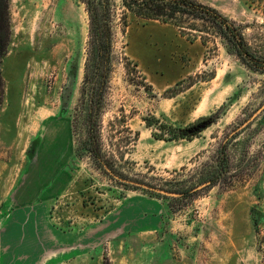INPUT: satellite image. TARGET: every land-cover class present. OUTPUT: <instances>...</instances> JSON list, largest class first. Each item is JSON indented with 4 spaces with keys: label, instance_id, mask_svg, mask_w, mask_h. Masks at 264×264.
<instances>
[{
    "label": "rangeland",
    "instance_id": "374dc122",
    "mask_svg": "<svg viewBox=\"0 0 264 264\" xmlns=\"http://www.w3.org/2000/svg\"><path fill=\"white\" fill-rule=\"evenodd\" d=\"M199 1L233 21L264 57V0ZM123 12L118 0L116 50L137 66L116 64L102 167L73 127L88 39L85 4L11 0L12 36L1 64V251L30 242L9 264H264V110L248 122L264 104V73L217 35L204 44L131 12L123 34ZM170 87L183 90L173 96ZM201 117L189 128L202 129L193 139H167L169 127ZM161 132L165 138L154 135ZM218 147L230 157L232 184L196 189ZM107 169L181 196L124 182Z\"/></svg>",
    "mask_w": 264,
    "mask_h": 264
},
{
    "label": "trees",
    "instance_id": "16d2710c",
    "mask_svg": "<svg viewBox=\"0 0 264 264\" xmlns=\"http://www.w3.org/2000/svg\"><path fill=\"white\" fill-rule=\"evenodd\" d=\"M88 13V39L84 76L80 90V97L73 118L75 131L83 132L85 139L82 150L89 152L93 159L102 167H106L108 159L103 153V115L107 110V99L111 88V80L117 62L124 61L125 67L129 64L137 66L127 55H118L117 44V1L118 0H81ZM124 8L121 20L122 33L126 32L127 13L136 16L154 19L176 26L182 35H195L206 44L208 36H219L229 44L231 53L236 54L249 68L264 73V57L256 55L248 45L244 34L238 26L215 7L199 0H120ZM11 0H0V103L5 93V82L2 76L1 64L8 52L11 42ZM193 31L203 32L206 35H197ZM205 36V37H204ZM179 84V83H178ZM183 89L168 88L171 95H176ZM207 117L186 128L169 127V140L180 138L193 139L201 128L191 131ZM150 124V123H148ZM163 126V125H161ZM158 138H165V133H154ZM221 145V144H220ZM227 146V143L224 144ZM222 147V145H221ZM224 148L218 147L217 154L212 158L209 169L199 173L200 179L209 185L222 183L232 184L234 180L228 172L231 169L229 155L224 154ZM106 264H111L107 261Z\"/></svg>",
    "mask_w": 264,
    "mask_h": 264
},
{
    "label": "water",
    "instance_id": "95a60500",
    "mask_svg": "<svg viewBox=\"0 0 264 264\" xmlns=\"http://www.w3.org/2000/svg\"><path fill=\"white\" fill-rule=\"evenodd\" d=\"M262 110H264V104L262 105V107H260L256 113H254L252 115V117L250 118V120L248 122H250L251 120H253ZM247 122V123H248ZM115 178L119 179V180H122L124 182H127V183H131V184H134L138 187H142L144 189H147V190H150V191H153V192H156V193H159V194H163V195H166V196H171V197H175V196H181V193H177V192H173V191H169V190H166V189H161V188H158V187H154V186H151V185H148L146 183H141V182H137V181H131V180H126V179H123L117 175H115L110 169H107ZM209 183H203L202 185L198 186L196 189H201L205 186H207Z\"/></svg>",
    "mask_w": 264,
    "mask_h": 264
},
{
    "label": "crops",
    "instance_id": "0c3cea01",
    "mask_svg": "<svg viewBox=\"0 0 264 264\" xmlns=\"http://www.w3.org/2000/svg\"><path fill=\"white\" fill-rule=\"evenodd\" d=\"M80 241H82L83 245H85V243H84V241H86L85 239L80 240ZM4 243L6 244V242H4ZM29 243H27V241H25V242L23 241V243H21V245H17L15 242L12 241L11 245H6V246L3 245L4 246V252L1 251V245H0V255H2V253H3V256H4V259H3L4 263L3 264H9L10 258L13 255H16L17 253L23 252V251H21L22 247L28 246ZM17 248H20V250ZM0 264H1V262H0Z\"/></svg>",
    "mask_w": 264,
    "mask_h": 264
},
{
    "label": "bare ground",
    "instance_id": "6f19581e",
    "mask_svg": "<svg viewBox=\"0 0 264 264\" xmlns=\"http://www.w3.org/2000/svg\"><path fill=\"white\" fill-rule=\"evenodd\" d=\"M26 107H27L26 104H22V108H21L19 114L17 115V118H18L17 120H19V123L22 122V119L24 118V116L26 114V111H25L26 110Z\"/></svg>",
    "mask_w": 264,
    "mask_h": 264
}]
</instances>
